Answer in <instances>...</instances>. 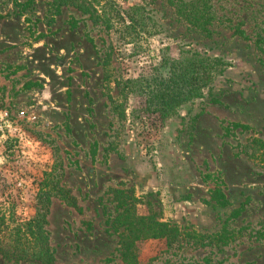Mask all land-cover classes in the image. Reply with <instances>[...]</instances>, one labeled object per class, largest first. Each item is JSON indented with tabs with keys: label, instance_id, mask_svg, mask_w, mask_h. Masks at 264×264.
Here are the masks:
<instances>
[{
	"label": "rangeland",
	"instance_id": "1",
	"mask_svg": "<svg viewBox=\"0 0 264 264\" xmlns=\"http://www.w3.org/2000/svg\"><path fill=\"white\" fill-rule=\"evenodd\" d=\"M114 1L154 25L138 51L60 0H0V247L46 245L52 264H264V0ZM210 4L203 32L187 13ZM162 47L228 63L164 116L136 81ZM156 221L171 231L137 236Z\"/></svg>",
	"mask_w": 264,
	"mask_h": 264
},
{
	"label": "trees",
	"instance_id": "2",
	"mask_svg": "<svg viewBox=\"0 0 264 264\" xmlns=\"http://www.w3.org/2000/svg\"><path fill=\"white\" fill-rule=\"evenodd\" d=\"M60 4H69L87 14L94 25L102 27L108 33L114 31L119 35V39L131 43L134 49L139 41L153 33L154 25L151 26L147 22L146 19L150 17L143 9L139 10L135 7L123 9L114 0H60ZM215 12L213 5L210 4L198 12L187 13V16L194 20L193 25L197 29L209 32V25L216 18ZM231 27L239 36L248 38L244 29H241L239 25H231ZM135 50L138 51V49ZM168 50L167 47L160 48L157 61L151 60L143 64L136 79L140 84L138 95L144 98L146 111L157 113L160 116L166 115L175 106L197 96L200 90L210 84L228 64L220 57L202 54L193 49H181L180 57L175 59L168 54ZM105 76L108 77L107 74ZM261 146H263L262 143ZM57 193L68 206L80 210L75 198L68 195L62 188H59ZM1 219L6 227L4 218ZM140 219H145V217ZM40 220L36 218V223L38 224ZM5 227H0V232L4 231ZM136 230L138 231L137 236L141 237H161L168 234L167 230L171 231L167 229L166 224L158 221H156V227L151 225L146 229L136 227ZM39 248L40 252L28 253V251L18 250L15 247H0V256L16 261L29 259L52 264L54 258L47 246L41 245Z\"/></svg>",
	"mask_w": 264,
	"mask_h": 264
}]
</instances>
